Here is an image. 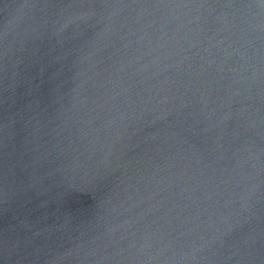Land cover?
Masks as SVG:
<instances>
[{"label": "water", "instance_id": "1", "mask_svg": "<svg viewBox=\"0 0 264 264\" xmlns=\"http://www.w3.org/2000/svg\"><path fill=\"white\" fill-rule=\"evenodd\" d=\"M0 264H264V0H0Z\"/></svg>", "mask_w": 264, "mask_h": 264}]
</instances>
